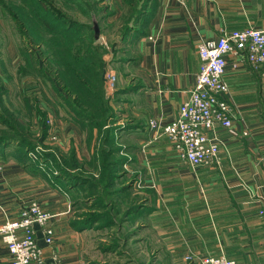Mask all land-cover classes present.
Wrapping results in <instances>:
<instances>
[{
    "label": "crops",
    "instance_id": "obj_1",
    "mask_svg": "<svg viewBox=\"0 0 264 264\" xmlns=\"http://www.w3.org/2000/svg\"><path fill=\"white\" fill-rule=\"evenodd\" d=\"M141 27V35L130 43L138 56L137 90L122 95L118 123L130 122L128 134L137 138V144L128 143L135 152L125 168L138 167L137 177L154 187L155 195L146 201L150 212L142 218L146 222L147 216L157 236L153 246L148 242L153 259L156 264H188L185 257L193 253L264 264V221L259 216L264 204V64L255 69L236 56L228 59L224 79L237 120L233 128L217 126L210 134L220 141L218 166L193 170L162 134L193 89L199 45L219 38L222 30H264V0H149ZM151 120L159 123L160 135L150 130ZM246 130L249 136L243 135ZM0 166V226L38 202L57 216L53 245L35 227L47 263L94 264L84 259L86 234L72 225L77 214L72 197L46 179L34 178L14 159L0 160ZM141 227L128 232L137 230L140 237ZM0 264H12L1 234Z\"/></svg>",
    "mask_w": 264,
    "mask_h": 264
},
{
    "label": "rangeland",
    "instance_id": "obj_2",
    "mask_svg": "<svg viewBox=\"0 0 264 264\" xmlns=\"http://www.w3.org/2000/svg\"><path fill=\"white\" fill-rule=\"evenodd\" d=\"M1 1L7 5L10 11L14 12L16 18L24 19L22 22L14 19L10 11L5 10L0 2V115L5 119H8L9 116L12 117L11 127L16 129V131H11L14 132L12 136L14 139L19 140L15 141L17 142L15 144L19 145L23 140H25L26 145L30 143L32 148L28 147V149H30L29 152L33 151L30 153L33 160L40 162L44 169H46L45 165L47 163L50 165V171L53 173L48 172L50 173L48 174L50 179L59 174V168L65 166L63 169L64 175H67L66 178L68 177L69 181L75 183H70L68 185L69 192L65 190V193L67 196L72 197L71 201L73 199L77 217L90 219L93 216H103L95 228L84 231L86 235L83 239L87 243L83 255L86 262L91 259L93 260L92 263L156 264L153 259V248H149L150 244L148 242L153 246L154 237L157 236H154V228L151 227V222L147 220V216L146 222L142 218H138L136 219L138 223L136 222L133 225V227L136 225V228L143 226L140 228V237L138 235L129 237L128 227H131V223L130 225L129 223L125 224L124 232H121L119 236L123 238L125 236L123 240H127V245H123L126 243L119 240L120 247L118 251L109 249L110 244L116 243V240L113 241L115 237L113 231L116 232V229L111 230L109 226L97 229L109 224V199L115 198L113 196L109 198L111 190L128 185L130 192L127 195L117 196H131V200H135L137 203L140 202L143 205L146 204L147 199L152 198L153 185L148 183L145 186V183L139 179L140 175L134 180L135 175L141 170L131 165L130 168L121 170L126 172L123 173L119 183H115L114 188L110 190L109 187L106 188L109 184V174L105 172L104 165L109 163V156L101 150H109V142L106 141V137L109 136V126L113 123L109 124L108 119L105 122V127L100 130L94 129L91 122L86 123L84 126L79 124V121H77L78 116L68 103L70 100H74L75 97L71 96V99L69 96L67 97L68 92L60 86L58 77L55 74L58 69L54 71L50 69L52 68L50 63L55 58L53 52L49 55L48 46L44 43H42L41 48H38L28 41L29 37L26 35V31L31 33L29 28L24 27L25 32L19 29L21 23L25 26L29 25L27 20L32 23L31 21L34 19L32 11L20 0ZM49 1L53 9L49 5L47 6L52 11L54 9L58 10L67 18L78 22V24L87 23L92 25L94 20L99 22L100 38L96 44L104 48V51H101L106 68L103 75L104 97L107 101L109 99L114 100L115 97L121 100L123 96H115L116 91L109 90V71H113L117 76L118 90L137 85L136 66L125 65L122 62L126 54H120L114 63L111 62L112 57L109 55V42L116 38L115 34L122 15L123 1L104 0L96 5L95 3L98 0H84L86 4L91 3L93 6L94 16L92 18L87 10L75 9L73 7L75 3L70 5L64 0ZM21 6L26 8L23 17H21L20 12ZM112 9H115V15L109 17V11ZM77 33L67 34V37H74ZM40 34L47 37L43 32ZM47 34L53 42L57 40L50 33ZM61 38L59 44H65V36L62 35ZM36 61L38 62L37 65ZM119 102H113L117 117L122 115L123 104L121 105ZM128 123L130 122L124 121L123 125L122 122L120 124L125 128ZM81 124L83 125V123ZM117 126H120L119 123H117ZM5 130H9L8 126L0 123L1 134H4ZM15 132H19L21 136L18 137ZM128 132L129 130H126L119 135V145H121V142L137 144V138L132 136L133 134L128 136ZM7 148H5V150L7 149V156H12V152L17 146L13 144ZM51 153L53 155H50ZM47 154L49 157L45 161L44 157ZM72 154H76L77 158L73 160L75 168L68 166L71 165L70 156ZM30 174L34 178H41V180L46 181L40 174ZM49 184L54 186L52 183ZM124 202L125 198L120 199V206ZM123 207L125 208L126 204ZM121 219L122 215L118 216L116 218L117 223Z\"/></svg>",
    "mask_w": 264,
    "mask_h": 264
},
{
    "label": "trees",
    "instance_id": "obj_3",
    "mask_svg": "<svg viewBox=\"0 0 264 264\" xmlns=\"http://www.w3.org/2000/svg\"><path fill=\"white\" fill-rule=\"evenodd\" d=\"M24 4H26L30 10L32 11V15H34V19H32V23L27 20L29 25H23V23L19 24V29L23 32L24 27L31 30V33L26 31V35L29 37L28 41H30L33 45L41 48L42 43L48 46L49 55L52 54L55 58L51 61V70L58 69L55 74L58 77V82L62 88H64L68 94L67 97L71 99V96L75 97L74 100H70L68 103L70 104L76 115L78 116L79 124L84 126L86 123H92L93 128L100 130L105 126V122L109 119V124L113 123L109 126V136L106 137V141L109 142V150H101L105 154L109 156V163L104 165L105 172L109 174V190L114 188L115 183H119L124 171H121L125 168L127 164L132 163L131 156L134 154V148L130 147L129 144L125 142H121L119 145L118 139L119 135L124 133V131L128 130V124L124 127L117 126L119 116L117 117L115 113L114 103L120 101V99L116 98L106 100L104 97V72L105 61L103 59V54L101 51H104L102 46H97V32L95 30V23L98 24L96 20H94L93 24H78L74 20H71L60 13L58 10L52 11L47 5H50L49 0H20ZM66 3L73 5L75 9H81L83 11L87 10L92 18L93 14V6L91 3L86 4L84 0H64ZM101 1L98 0L95 4L97 5ZM1 5L7 11H10L7 5L2 2ZM149 0H123L122 7V15L118 22V28L116 29V38L109 42V55L112 57L111 62L114 63L116 58H119L120 54H126L125 58H123V64H130L131 66H136L138 64V56L135 55L133 51V46L130 44L132 39L141 35V23L143 21V17L146 12V8ZM72 3V4H71ZM111 8V7H110ZM26 8L20 7L21 17L24 16ZM53 9V7H52ZM14 19L20 20L22 22L24 19L16 18L14 12L10 11ZM96 14V13H95ZM97 15V14H96ZM115 15V9L109 11V17ZM36 19V23H35ZM41 32L47 35L44 36L40 34ZM110 28V27H109ZM114 29V27H113ZM80 31V32H79ZM78 32V33H77ZM54 36L55 42H53L48 34ZM77 33L74 37H67V34ZM62 35L65 36V44L60 43V39H62ZM100 36V35H99ZM123 44V45H122ZM55 48V49H53ZM48 55V56H49ZM29 61V59L27 58ZM31 61V60H30ZM38 62L36 61V65ZM39 66V65H38ZM121 68V67H120ZM60 77V78H59ZM137 87L130 86L128 88H124L122 90L116 91L115 96H122L127 94L130 91H136ZM114 102V103H113ZM121 104V102H119ZM0 123L2 125L8 126V131L5 130L4 134L0 132V160L8 161V159H14L18 161L28 172L36 175L40 174V176L44 177L49 183L54 184L53 187L63 188L64 190H68V185L75 184L74 182L69 181L63 173V169L65 166H62L58 175H55L53 179H50L48 172L50 171V165L48 163L45 165L46 169L40 164V162H35L33 158L30 156V151L28 147H31L30 143H25V140L21 141V143L15 144L19 141L14 139L12 136L16 129L11 127V119L12 117H8L5 119L0 115ZM85 121V122H84ZM83 123V125L81 124ZM132 128V127H131ZM15 135L18 137L21 136L19 132H15ZM129 135V134H128ZM106 143V142H105ZM15 145L17 148L12 152V156H7V147L9 145ZM108 144V143H106ZM5 148H7L5 150ZM32 148V147H31ZM76 153V152H75ZM50 155H53L51 153ZM45 161L49 157V155H45ZM55 157V156H52ZM58 159V158H56ZM66 159V158H65ZM64 159V161H65ZM71 165L68 166L70 168H75L76 166L73 163V160H76V154H72L70 156ZM104 164V163H102ZM58 167V166H57ZM120 168V169H119ZM107 170V171H106ZM52 173V172H51ZM53 174V173H52ZM137 179V175H135L134 180ZM86 183V182H85ZM130 192V188L128 185H123L116 190H111L109 192V198L111 196L115 198L109 199V224L107 226H98L102 228L116 229V232L113 231V235L115 236L113 241L115 244H110L109 249L113 251H118L120 247L119 240L123 239L122 236H119L121 232H124L125 224L130 225L131 227L138 221L136 219L143 218L145 214L150 212L149 207L145 206L146 204L141 205V203H137L135 200H131V196H117V195H127ZM155 195L153 191V196ZM99 196V195H97ZM152 196V197H153ZM125 198L126 209L123 205L120 206L119 200ZM139 199V198H136ZM148 200V199H147ZM115 212V213H114ZM112 213V214H111ZM114 213V214H113ZM122 215V219L117 223L116 218ZM103 216H93L90 219L81 218V216L72 220V225H74L75 229L79 231L91 230L93 227L101 221ZM114 217V219H113ZM120 223V224H119ZM120 225V226H119ZM130 227V228H131ZM129 228V227H128ZM137 230L132 232H128V236L131 237L136 235ZM125 238V236H124ZM127 242V240H126ZM127 245V244H123ZM124 247V246H123ZM94 264H107L97 263ZM142 264V263H141ZM194 264V263H191Z\"/></svg>",
    "mask_w": 264,
    "mask_h": 264
},
{
    "label": "built area",
    "instance_id": "obj_4",
    "mask_svg": "<svg viewBox=\"0 0 264 264\" xmlns=\"http://www.w3.org/2000/svg\"><path fill=\"white\" fill-rule=\"evenodd\" d=\"M182 1V0H181ZM199 73L188 99L180 106L178 117L163 127L176 153L193 170L203 166H218L220 163V141L210 137L217 126L227 129L234 127L237 116L234 114L229 97V85L224 77L230 56L259 69L264 64V30L247 27L228 32L222 30L219 38L206 40L199 45ZM109 90L116 89L117 76L113 71L108 75ZM149 128L160 135L159 123L151 120ZM249 131L243 132L249 136ZM3 167L0 166V173ZM264 221V204L259 209ZM56 214L45 210L38 202L26 206L19 219L8 221L0 226V234L12 259V264H48L43 250L37 242L36 225L40 226L48 245L55 242L52 222ZM59 261L57 256L54 257ZM188 264H237L224 255L185 257Z\"/></svg>",
    "mask_w": 264,
    "mask_h": 264
},
{
    "label": "water",
    "instance_id": "obj_5",
    "mask_svg": "<svg viewBox=\"0 0 264 264\" xmlns=\"http://www.w3.org/2000/svg\"><path fill=\"white\" fill-rule=\"evenodd\" d=\"M98 27H99L98 24L95 23V30L97 32V37L96 38L99 40L100 36H99V28Z\"/></svg>",
    "mask_w": 264,
    "mask_h": 264
}]
</instances>
